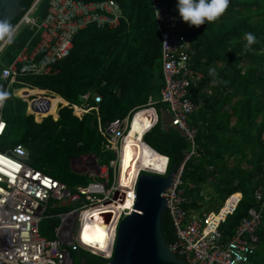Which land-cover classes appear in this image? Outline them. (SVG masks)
I'll return each mask as SVG.
<instances>
[{"label": "trees", "instance_id": "trees-1", "mask_svg": "<svg viewBox=\"0 0 264 264\" xmlns=\"http://www.w3.org/2000/svg\"><path fill=\"white\" fill-rule=\"evenodd\" d=\"M35 1H23L12 28ZM114 1L124 15L117 26L89 25L75 37L70 56L59 62L52 74L23 77L4 98L7 128L1 137L2 150L23 145L29 153L30 166L39 168L71 190L88 184L86 174L73 171L72 163L76 158L95 155L103 164L114 156L103 147V128L99 127L98 118L105 128L146 105L149 97L158 99L163 86L162 40L150 0ZM158 2L168 9L173 8L180 17L177 0ZM47 6L48 0H44L40 7L42 15ZM179 28L195 51L194 68L202 73L201 81L191 86L190 92L191 99L198 104V110L189 121L196 130L198 155L191 156L183 170V184L187 181L194 187L191 191L185 189L184 196L189 200L186 207L201 212L202 191L207 184L214 189L217 203L221 200L224 203L231 195L240 193L236 211L222 226L225 236L232 233L250 208H262L255 261L264 264V202L255 200V191L264 185V0H230L225 13L217 20L197 27L181 18ZM248 32L257 37L250 46L245 37ZM30 35V30L25 29L4 49L0 55V60L3 59L0 70L15 59ZM210 68L215 69V74L209 72ZM5 87L6 82L1 80L0 92H5ZM15 87L30 90H20L16 96ZM35 90L49 92L67 103L59 105L56 119L52 115L60 99L31 97L28 104L24 99ZM86 94L92 106H96L93 96L100 95L102 100L97 110L79 117L73 108L81 104L79 96ZM160 108L161 117L145 134L144 143L167 157L169 168L177 170L191 145L169 124V109ZM7 140L11 143H6ZM213 203L207 210H214L217 203ZM62 208L56 212L69 211ZM59 224V219L54 221L53 231ZM162 232L169 246L175 243V227L167 210L162 217ZM73 252L77 254V261L72 257ZM70 253L73 264H106L108 261L84 249Z\"/></svg>", "mask_w": 264, "mask_h": 264}, {"label": "built area", "instance_id": "built-area-1", "mask_svg": "<svg viewBox=\"0 0 264 264\" xmlns=\"http://www.w3.org/2000/svg\"><path fill=\"white\" fill-rule=\"evenodd\" d=\"M43 1L36 0L32 4L11 29L0 48L1 55L25 29L30 30L31 35L18 55L0 70V79L6 82V93L23 77L52 74L56 65L70 56L75 37L89 25L111 28L119 24L122 16L124 18L121 7L114 0H48L47 10L42 15L40 7ZM150 2L162 40L163 86L159 100L149 97L146 105L130 111L125 118L117 119L105 128L100 125L98 118L99 127L103 128V147L117 155L118 160L110 158L101 164L98 159V175L93 172L95 165L92 160H79L81 171H85L84 174L91 180L88 184H81L71 190L60 181L30 166L27 163L29 153L23 145L0 149V264H73L70 251L86 248L80 237L84 225L83 214L111 206L117 201L123 202L118 196L121 153L134 115L152 109L155 118L149 128L151 130L159 121L154 108L159 103L169 107V124L176 127L191 145L183 164L175 170L172 186L162 194L167 200V211L176 232V241L169 246L170 249L189 264H261L255 261L254 256L259 245L262 208H250L247 216L240 220L232 233L225 236L222 226L236 211L241 200L240 193L231 195L216 210L196 212L186 207L189 200L184 196L185 189L182 187L183 170L189 158L198 155L196 130L189 124L191 115L198 110V104L191 99L190 92L191 86H196L201 81L202 73L194 68L195 51L179 28L181 18L174 13L173 8L162 6L158 0ZM35 14L38 17H33ZM4 98L0 103V138L7 128L3 114ZM52 98L54 97L48 96V99ZM79 100L81 104L75 105L73 111L83 117L93 109L97 110L102 98L100 95L93 96L96 106L89 103V94L79 96ZM113 168L114 182L111 184ZM168 170L169 163L163 173L148 171L166 176ZM145 171L140 170L132 188L124 192L128 198L132 195L133 206L138 176ZM235 195H239L237 202L226 210L229 200ZM61 198L68 200L67 205H78V208L63 212L56 210L49 215V218H58L60 224L55 230L54 238H45L40 235L39 225L46 218L51 202ZM255 200L264 202V185L255 191ZM56 207L60 205L54 204L52 208ZM129 212L128 209L120 211L115 221L110 255H101L105 259L111 258L116 228L121 218Z\"/></svg>", "mask_w": 264, "mask_h": 264}, {"label": "water", "instance_id": "water-1", "mask_svg": "<svg viewBox=\"0 0 264 264\" xmlns=\"http://www.w3.org/2000/svg\"><path fill=\"white\" fill-rule=\"evenodd\" d=\"M23 1L0 0V48L13 21L20 15ZM87 157L94 162L93 172L98 175L97 156ZM82 159L78 157L74 162ZM74 162L73 171L83 175V171L73 167ZM174 173L175 168H169L166 176L148 170L139 174L134 206L118 223L112 256L106 264H189L172 252L162 232V217L167 210V200L162 194L172 186ZM93 254L102 255L99 252Z\"/></svg>", "mask_w": 264, "mask_h": 264}, {"label": "bare ground", "instance_id": "bare-ground-1", "mask_svg": "<svg viewBox=\"0 0 264 264\" xmlns=\"http://www.w3.org/2000/svg\"><path fill=\"white\" fill-rule=\"evenodd\" d=\"M154 118L152 109L134 115L132 127L121 153L118 196L121 197V200L123 199V202L117 201L111 206L94 209L83 214L84 225L80 237L82 245L86 248L109 255L114 238L115 221L120 211L122 209L132 210V195L128 198L125 193L132 188L139 171L145 169L165 172L168 159L158 155L142 140L144 133L153 125ZM236 202V198H231L228 205L234 206Z\"/></svg>", "mask_w": 264, "mask_h": 264}, {"label": "rangeland", "instance_id": "rangeland-1", "mask_svg": "<svg viewBox=\"0 0 264 264\" xmlns=\"http://www.w3.org/2000/svg\"><path fill=\"white\" fill-rule=\"evenodd\" d=\"M33 17L36 18L38 16H37V14H35ZM2 62H3V59L0 60V65L3 64ZM0 81H1V79H0ZM20 89H22V88H16L15 87L14 90H13V92L16 94L17 92H19L18 90H20ZM48 96H49L48 94H44V93H40V92H34V93H32L31 96H27L26 99H24V98L23 99L24 100H29L31 97H34V98L46 97L47 98ZM159 99H160V96H159L158 99H155V101H157ZM161 106H164L166 110L169 109V107L166 104H164V103H162V105L155 104L154 105V108L156 109V112H157L158 116H160V117H161V108H160ZM55 113H56V111H55ZM168 113H169V111H168ZM52 116H54V115H52ZM36 117H35V120L37 122V118ZM149 131H150V129L144 133L143 138H142L143 141H145V138H144L145 134L147 132H149ZM7 141H6V143H9V144L11 143V140H7ZM2 142H3V139L0 138V149H2V146L4 145ZM82 158L83 159H87L88 157L87 156H83ZM112 158L118 160V157L115 154H114V156ZM27 163L30 164V165H32L31 164L30 157H29ZM243 165L245 166V164H243ZM73 167L76 168V170L81 171L80 166H79V163H78V160L74 162ZM37 169H39V168H37ZM115 170H116V172L118 171L117 166L115 167ZM112 174L113 175H112V182H111V184H113V182H114V168L112 169ZM90 180L91 179L88 178L87 182H90ZM182 187L184 189H187L188 191L194 190V187L192 186V184L188 183L187 181H184V184L182 185ZM202 195H203L204 199H203L202 202H200V205H202V210L201 211H204V210L208 209L210 205H213L214 204L213 202H216L217 203V200H216V197H215L216 196V193H215V191H214V189L212 188L211 185L207 184L204 187V189L202 191ZM67 203H68V200L67 199H62V198L61 199H58L56 201H52L51 202V207L46 212V218L43 219L42 222L39 225V232H40V235L41 236H43L45 238H52L54 236V234H55V231H53L52 227H53L54 221H57L58 218H55V217L49 218V215L54 214V212L56 210H59L60 208H62L63 205H64L63 208H62L63 210H72L73 208H75L76 206H78V205H75V206H73V205H67ZM54 204L60 205V207L52 208ZM222 205H223V200L218 201V203L216 204V207L215 208L216 209H219ZM76 208H78V207H76ZM215 208H213V209L215 210ZM124 210H126V209H124ZM258 248L259 247H257L256 254L258 252ZM88 249H90V248H88ZM92 250L95 251L94 249H92ZM95 252H97V251H95ZM110 252H111V247H110ZM110 252H109V255H110ZM101 254H104L107 257L109 256V255H107L105 253H101ZM256 254H255V256H256ZM255 256H254V258H255ZM72 257H73V259L75 261H77L78 258H77V254L76 253L73 252L72 253Z\"/></svg>", "mask_w": 264, "mask_h": 264}, {"label": "clouds", "instance_id": "clouds-1", "mask_svg": "<svg viewBox=\"0 0 264 264\" xmlns=\"http://www.w3.org/2000/svg\"><path fill=\"white\" fill-rule=\"evenodd\" d=\"M229 2L230 0H177V9L183 21L187 22L190 26L198 27L205 22L217 20L225 13ZM245 37L248 46L257 40V37L251 32L245 33ZM209 72L215 74V69L210 68ZM7 95L6 92H0V103L3 102V98Z\"/></svg>", "mask_w": 264, "mask_h": 264}, {"label": "crops", "instance_id": "crops-1", "mask_svg": "<svg viewBox=\"0 0 264 264\" xmlns=\"http://www.w3.org/2000/svg\"><path fill=\"white\" fill-rule=\"evenodd\" d=\"M20 90H30V89H26V88H23V89H20ZM20 90H18V91H20ZM42 92V93H44V94H48L49 96H53V97H58V96H55V95H53V94H50L49 92H46V91H39V90H35V92ZM32 94H30V95H28V96H31ZM29 98V97H28ZM38 98H40V97H38ZM59 99H60V103L57 105V108H56V112H57V109H58V106L60 105V104H65L66 105V102H64V100H62L60 97H58ZM46 99H48V98H46ZM27 101H29V100H27ZM29 114V113H28ZM54 118L56 119L57 118V116H56V113L54 114ZM153 150V149H152ZM84 173H85V171H83ZM232 198H236V200H237V197H232ZM233 206H229L228 205V207H227V209H231ZM207 210V209H206Z\"/></svg>", "mask_w": 264, "mask_h": 264}, {"label": "flooded vegetation", "instance_id": "flooded-vegetation-1", "mask_svg": "<svg viewBox=\"0 0 264 264\" xmlns=\"http://www.w3.org/2000/svg\"><path fill=\"white\" fill-rule=\"evenodd\" d=\"M149 147V146H148Z\"/></svg>", "mask_w": 264, "mask_h": 264}]
</instances>
